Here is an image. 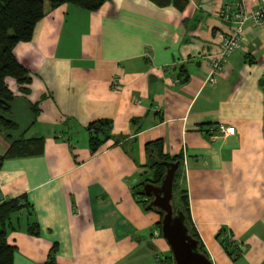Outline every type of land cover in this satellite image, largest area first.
<instances>
[{
  "label": "crops",
  "instance_id": "0c3cea01",
  "mask_svg": "<svg viewBox=\"0 0 264 264\" xmlns=\"http://www.w3.org/2000/svg\"><path fill=\"white\" fill-rule=\"evenodd\" d=\"M185 1L179 10L110 0L94 12L46 3L32 39L15 46L31 83L24 94L8 80L17 129L0 133V157L13 141L41 142L0 168V202L25 196L31 207L7 238L13 264H47L53 246L54 264H160L170 254L155 234L161 217L133 189L156 141L180 161L191 226L212 264H264V31L245 24L240 50L207 85L209 56L229 30L220 11L234 0ZM100 119L117 141L92 154L86 127Z\"/></svg>",
  "mask_w": 264,
  "mask_h": 264
},
{
  "label": "trees",
  "instance_id": "16d2710c",
  "mask_svg": "<svg viewBox=\"0 0 264 264\" xmlns=\"http://www.w3.org/2000/svg\"><path fill=\"white\" fill-rule=\"evenodd\" d=\"M110 0H0V133L5 134L7 138L10 137L9 132L17 129L14 121L8 118L11 110V103L14 95L8 86V80L14 81L22 90L24 94L28 93L26 87L31 83V75L29 71L24 68L15 58L13 50L19 43L29 42L32 39L33 31L36 24L45 16V5H49L50 9H54L60 5L71 4L82 8L84 10L94 12L97 11L105 2ZM158 7L174 6L182 10L186 4L185 0H150ZM36 114H38V111ZM89 134L88 146L90 152L93 154L103 146L110 139H117L112 134V122L108 119H100L92 122L86 127ZM41 139L23 140L19 139L11 142L9 149L0 157V168L2 162L10 158H19L32 156L39 153V143ZM146 149L150 154V163L146 167L149 173L145 175L133 185L135 196L144 198V208L155 210L153 207L147 208L151 201V196H147L144 190H140L139 186L144 187L145 184L150 183L159 185L166 171L165 163H176L180 161L175 158H170L162 153L161 141H156L146 145ZM178 166L174 174L173 180V198L172 207L174 213L180 211L185 217V224L189 229V234L198 241V251L206 256L208 254L204 250L200 239L191 226V219L189 213V201L185 188H183L182 174ZM138 203H142L141 201ZM160 217L162 213L156 211ZM29 215L24 216L22 215ZM31 217V207L28 205L26 197L21 196L14 199H8L0 202V264H13L14 254L16 248L10 245L7 241L10 231L16 230L19 223L28 220ZM21 219V220H20ZM15 223V226L13 225ZM160 234V223L157 229ZM27 232L30 235L38 236L39 227L34 221H30L27 225ZM222 246L227 254L233 259H237L230 249L233 248L232 243L219 237ZM56 246H53L49 253L47 264H54V254ZM171 254V252H170ZM166 258L173 261L172 255ZM166 258L162 255L158 257L157 261L160 264L165 263Z\"/></svg>",
  "mask_w": 264,
  "mask_h": 264
},
{
  "label": "water",
  "instance_id": "95a60500",
  "mask_svg": "<svg viewBox=\"0 0 264 264\" xmlns=\"http://www.w3.org/2000/svg\"><path fill=\"white\" fill-rule=\"evenodd\" d=\"M165 174L159 185L147 183L143 190L151 196L147 208L153 207L162 213L160 231L162 238L169 246L174 264H212V262L198 251V241L189 234L182 212L174 213L172 207V188L174 174L179 162L165 163Z\"/></svg>",
  "mask_w": 264,
  "mask_h": 264
},
{
  "label": "built area",
  "instance_id": "2783aa9c",
  "mask_svg": "<svg viewBox=\"0 0 264 264\" xmlns=\"http://www.w3.org/2000/svg\"><path fill=\"white\" fill-rule=\"evenodd\" d=\"M220 17L229 24V30L225 36H221L220 50L209 56L210 70L204 81L207 85H213L222 72L228 57L240 50L242 43L243 27L251 23L264 31V0H256L252 9H248L244 0H234L224 4L220 11ZM223 136H234V127H219ZM155 234L160 235L159 231Z\"/></svg>",
  "mask_w": 264,
  "mask_h": 264
},
{
  "label": "rangeland",
  "instance_id": "374dc122",
  "mask_svg": "<svg viewBox=\"0 0 264 264\" xmlns=\"http://www.w3.org/2000/svg\"><path fill=\"white\" fill-rule=\"evenodd\" d=\"M139 189L142 191L143 190V187L142 186H139ZM21 220V219H20ZM24 223V219H23V221H21L20 223H19V225L20 224H23ZM14 226H15V223L13 224ZM171 255V254H170ZM171 258H172V256H171ZM168 264H174V262L173 261H170V263H168Z\"/></svg>",
  "mask_w": 264,
  "mask_h": 264
}]
</instances>
